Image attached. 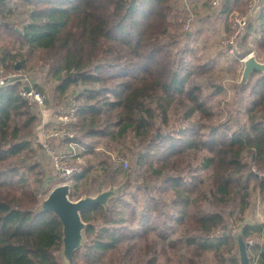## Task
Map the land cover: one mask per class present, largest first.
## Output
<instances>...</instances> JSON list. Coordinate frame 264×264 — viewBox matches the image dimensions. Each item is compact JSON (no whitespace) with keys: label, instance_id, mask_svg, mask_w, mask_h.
<instances>
[{"label":"trees","instance_id":"1","mask_svg":"<svg viewBox=\"0 0 264 264\" xmlns=\"http://www.w3.org/2000/svg\"><path fill=\"white\" fill-rule=\"evenodd\" d=\"M20 5L26 16L13 26ZM222 5L226 14L245 12L247 0ZM258 19L257 48L263 49L262 5ZM0 27L19 45L0 47L1 67L14 70L19 62L23 75L36 59L46 66V79L57 81V98L80 87L77 134L89 141L74 140L83 151L93 149L95 137L131 138L134 165L127 175L142 181L129 199L119 195L81 212L88 225L74 264H156L167 252L175 259L166 257L165 264H200L206 251L219 263L238 264L229 219L242 221L250 183L264 213V75L252 73L240 89L253 98L244 122L211 123L203 90L214 96L221 88L211 62L190 60V46L177 48L187 36L171 0H5ZM20 86L19 80L0 86V264H58L61 223L37 209L47 182L33 161L39 116ZM33 88L42 90L39 82ZM87 169L73 177L74 188ZM240 234L264 239V221L243 225ZM256 248L252 264H264V247Z\"/></svg>","mask_w":264,"mask_h":264},{"label":"rangeland","instance_id":"2","mask_svg":"<svg viewBox=\"0 0 264 264\" xmlns=\"http://www.w3.org/2000/svg\"><path fill=\"white\" fill-rule=\"evenodd\" d=\"M248 1V0H247ZM264 7V3L262 5ZM214 9V8H213ZM218 10V8L216 7ZM24 10V7L20 5L17 8V13L14 14L10 22H12L13 26H20V22L23 18H25L26 14L22 12ZM173 10H175L173 8ZM247 10V9H246ZM255 9H253L254 11ZM256 11V10H255ZM254 14L249 13V25H256L259 27V11L255 12ZM222 21L225 23H228V19L230 14H226L222 12ZM236 13V12H234ZM240 13V12H239ZM242 13V12H241ZM256 16L253 20L251 16ZM252 22V23H251ZM182 30H185L184 27H182ZM222 35L218 36V39L222 38L223 35L227 33V31L220 32ZM254 38H256L254 36ZM254 38H248L244 44L239 48V51L241 52V56L245 55L248 51V49H252L253 54L255 57L260 60L264 61V48L258 49L257 48V40ZM252 39V40H251ZM205 41V40H203ZM206 42V41H205ZM5 46L7 48H11L12 50L17 49L19 45L17 44L16 39L13 36L7 35V33H4L2 28L0 27V47ZM193 48V54L189 56V59L192 60L193 57H198L199 61L201 62L200 58H203L205 55H207L208 49L205 47L201 41H199V38L196 41L189 40L188 38L180 39V43L177 46V48H180L181 50H185L187 47ZM223 50V49H222ZM224 54V51L221 52L220 55ZM224 59L221 62V66L223 70H217V68H213L212 76L216 82L219 81V76L221 78L223 77H236V70H238V65H241V62L239 59L236 58L237 67L234 64L226 65L224 63L230 61H234V58H227V56L222 55ZM1 57V52H0ZM216 57V56H215ZM219 59V57L217 56ZM239 58V56H238ZM227 60V61H226ZM219 62V60H218ZM19 65V62H17ZM230 64V63H229ZM234 65V66H233ZM28 72L25 74H21L18 72V68L14 70H5L3 67H1L3 73L13 72L18 74L19 76H25L26 79L29 81L39 82V84L42 87V90H40L41 94L44 96V104L42 107H38L35 105H31L33 111L38 114L44 115L45 119V128H51L54 126L55 119L57 116H60L61 114L65 113L68 109V104L70 102L71 96L77 91L80 87L77 85H71L68 90L60 97L57 98L53 94V88L57 81L55 82L52 79H46V66H42L41 63L37 62L36 59H32L30 62L27 63ZM227 67V68H226ZM233 67V69H232ZM235 68V69H234ZM210 75V74H208ZM26 84L24 81L21 82V85ZM216 86L219 88H222L220 84L218 83ZM241 88L236 91V94L233 95L229 89L224 93H217L214 96H212L209 93L211 91V88L205 87L203 90L205 94V99L207 100V103L211 110L213 111V117L211 119V123H223L225 121H228V124L234 127V123L236 120L239 122H244L246 119V109L251 106L252 99L248 96V88ZM38 91V90H37ZM46 115V116H45ZM46 117V118H45ZM173 118V117H172ZM39 123L35 129L34 136L31 138L32 141V148L35 151L33 153V161L38 163L40 167L44 170L46 181L45 184L42 186V188L38 191L39 196V202L47 196V194L50 192V190L58 185L59 183H63L62 180L58 178V173L56 170V167L53 164V161L47 151H45L43 145L41 146L37 142V135H39L40 131V118ZM67 128L71 131V133L75 136H78L81 140L89 141V139L85 140L84 137L78 135V128H77V120L74 119L71 120V123L66 125ZM39 137V136H38ZM73 137V141L74 140ZM94 140H91L93 149L90 151H83L82 147L78 144V146H69L66 145L64 141H59L56 139L49 140L46 148L50 153L54 152L56 155H60L67 152H73L74 156H69L68 159L70 160L71 165H77L80 166L83 171H85L87 168V172L85 174V177H83L79 183L78 188H74L72 186L71 192H70V198L75 200L78 197L85 196V195H95L98 192L102 190H108V189H115V188H121L119 189L120 196L125 194V198L129 199V192H131L135 186L138 184L136 181H142L141 177H139L138 180H135V176H132L133 180L131 179L130 175H127L128 169L130 166L134 165V158L132 151L129 150L130 143V136L126 138L125 143H119L118 141H111L107 137H95ZM46 140V139H45ZM76 142V141H75ZM88 150V149H87ZM46 152V153H45ZM79 152H82L83 154H79ZM47 155L49 157H47ZM117 157H121L123 161H125L126 166H124L122 163H118L116 160ZM118 168V170L115 171L113 174L112 169ZM127 169L126 173L125 170ZM108 170V172H107ZM82 171V172H83ZM68 183V182H67ZM250 187V197H249V205L245 209L244 214L242 216L241 222H235L232 215V217L229 219V223L231 227H234V236L240 234V229L245 224H250L252 222H255L256 220L263 219L264 220V213L262 211L263 205L260 201L259 197V191L257 189H253L252 183L249 184ZM38 202V203H39ZM257 212V214H255ZM250 213V214H249ZM254 236V234L248 236V238ZM263 239V238H262ZM264 240V239H263ZM257 241V239L255 240ZM262 240L258 242V244H261ZM256 246V244H253L251 246V249L248 250V254L252 257L253 256V248ZM61 246L59 250L55 252V257L59 261L63 262L61 258ZM233 252L236 254L238 258V252H237V246H235V249ZM57 255V256H56ZM166 257H172V253L167 252V254H160V257L156 264H165V258ZM61 258V259H60ZM175 259V258H174ZM170 260L166 264H176V260ZM251 260V259H250ZM200 264H230L229 262L225 263H219L217 260V257L214 255L212 251H206L201 256V259L199 261ZM252 263V261H251ZM63 264V263H61ZM65 264V263H64ZM81 264V263H79Z\"/></svg>","mask_w":264,"mask_h":264},{"label":"built area","instance_id":"3","mask_svg":"<svg viewBox=\"0 0 264 264\" xmlns=\"http://www.w3.org/2000/svg\"><path fill=\"white\" fill-rule=\"evenodd\" d=\"M212 8L219 7L223 0H209ZM263 5L260 0H248L247 1V10L245 12H236L232 13L228 19V31L225 35L222 36L220 43L224 50V55L227 58H237L242 63L243 59L252 54V49H249L247 53L241 56V52L239 48L246 42L248 38H258V33L256 31L249 32V13L252 12L256 6L261 7ZM258 27V26H256ZM254 38V39H256ZM252 40V39H251ZM239 56V58H238ZM24 81L26 84L21 85L19 89L20 96L29 104L35 105L38 107H42L44 104V96L40 91H37L33 88V83L25 78V76H19L16 73L8 72L3 73L0 64V86L12 84L15 81ZM28 87V90L25 89ZM77 110V104L75 101V95L73 94L70 98V102L68 104V109L65 113L57 116L55 119V124L51 128H45V119L42 114L39 115L40 118V131L39 135H37V142L47 151L53 161L54 166L56 167L58 178L62 180V182H68L72 185L73 177L77 174H80L83 170L80 166L71 165L69 156H74L73 152H67L60 155H56L54 152L50 153L46 148L48 147L47 143L49 140L56 139L58 142L64 141V143L69 146H78V143L73 141L74 134L67 128L66 125L71 123V120L75 119V112ZM39 136V137H38ZM46 139V140H45ZM46 153V152H45ZM47 157H49L47 155ZM116 160L118 163H122L126 166L125 161L121 159V157H117ZM257 239V241H255ZM262 239L259 235L254 234V236L247 238L245 240L247 249H251L253 244H258V242Z\"/></svg>","mask_w":264,"mask_h":264},{"label":"water","instance_id":"4","mask_svg":"<svg viewBox=\"0 0 264 264\" xmlns=\"http://www.w3.org/2000/svg\"><path fill=\"white\" fill-rule=\"evenodd\" d=\"M2 1L5 0H0V2ZM16 68H18V64ZM254 72L264 75V61L258 60L252 53L247 55L242 61L239 80L234 84L235 92L246 84ZM25 89L28 90V87H25ZM71 188L72 185L67 182L59 183L37 205L38 210L50 211L61 223L60 253L63 262L59 261L56 255L58 264H74V252L85 243L84 232L88 223L82 219L81 212L89 206L105 205L110 199L121 194H118L119 189H121L118 187L102 190L95 195L81 196L73 200L70 198ZM235 240L238 252V264H252L246 242L242 235H236Z\"/></svg>","mask_w":264,"mask_h":264},{"label":"crops","instance_id":"5","mask_svg":"<svg viewBox=\"0 0 264 264\" xmlns=\"http://www.w3.org/2000/svg\"><path fill=\"white\" fill-rule=\"evenodd\" d=\"M260 2L264 3V0H260ZM171 5L175 10H178L179 13L182 16L183 19V27L185 30H183L189 40L196 41L199 38V41L205 45L208 49L207 55H205L201 59V63H208L211 62L213 64V68H217V70H223L221 62L224 59V57L221 54L223 48L220 43V38L218 39L220 32H226L228 31V23L223 24L222 16V3L218 8H212L210 5L209 0H171ZM256 10V11H255ZM255 12L259 11L260 13V7L256 6ZM254 11L252 10V14H254ZM226 15V13L224 14ZM251 16V15H250ZM256 16H251V18H255ZM252 23V22H251ZM183 29V28H182ZM259 27H256V25H249V32L256 31L258 33ZM257 39V38H256ZM205 40V41H203ZM249 50V49H248ZM216 56V57H215ZM219 57V59L217 58ZM219 60V62H218ZM227 61V60H226ZM230 63V64H229ZM226 65L234 64L237 67L236 58H234V61L226 62L224 63ZM233 65V66H234ZM227 68V67H226ZM233 69V67H232ZM235 69V68H234ZM242 70V63L239 66L238 70H236V77H223L219 76L218 83L221 88V92H226L228 89L232 91L231 93L233 95L236 94L234 84L238 82L240 72ZM36 82V80H35ZM44 116V115H43ZM46 116V115H45ZM46 118V117H45ZM250 214V213H249ZM257 214V212H255ZM263 219L256 220L255 222H252L250 224H256L263 222ZM257 246L264 247V240H262L261 244H257L253 249L257 251Z\"/></svg>","mask_w":264,"mask_h":264}]
</instances>
